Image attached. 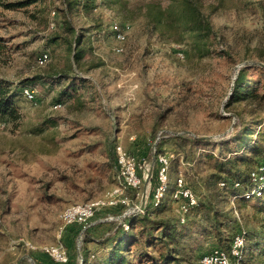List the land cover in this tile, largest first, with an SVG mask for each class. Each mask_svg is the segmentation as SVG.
<instances>
[{"label": "rangeland", "instance_id": "obj_1", "mask_svg": "<svg viewBox=\"0 0 264 264\" xmlns=\"http://www.w3.org/2000/svg\"><path fill=\"white\" fill-rule=\"evenodd\" d=\"M180 1L39 0L21 9L0 8V78L8 81L16 108L15 117L0 119V264H54L42 247L58 238L68 250V264H103L111 247L102 243L103 235L121 221L125 228L132 221L134 232L141 226L143 209L131 210L149 200L158 153L170 162L169 188L158 203L150 199L152 206L163 201L151 218H168L178 226L196 218L190 209L183 213L171 196L182 176L196 205L208 201L217 209L218 223L208 221L212 233L199 236L191 247L196 264L214 247L229 252L238 232L247 231V247L263 248L264 238L257 244L250 238L264 229V194L242 203L217 190V184L208 188L207 165L185 161V143L171 136L227 138L237 122L234 111L250 109L247 101L229 107L226 102L242 65H264V0H190L208 23L204 54L181 32ZM158 11L160 22L154 18ZM113 26L123 38H116ZM43 53L47 60L39 63ZM248 76L263 80L255 70ZM26 88L33 101L24 96ZM254 131L253 138L263 141L264 118ZM114 148L153 165L149 180L148 172L139 171L146 197L124 189L128 204L98 209L87 225L89 236L98 240L84 242L78 224L63 227L57 237L63 209L120 188ZM199 150L216 153L218 147ZM263 156L253 157L250 169L263 162L251 170L257 186L252 181L245 196H259L264 189Z\"/></svg>", "mask_w": 264, "mask_h": 264}, {"label": "trees", "instance_id": "obj_2", "mask_svg": "<svg viewBox=\"0 0 264 264\" xmlns=\"http://www.w3.org/2000/svg\"><path fill=\"white\" fill-rule=\"evenodd\" d=\"M38 1L0 0V8L5 10L21 9ZM72 3H76V0H72ZM179 3H181L182 9L179 12L181 15L177 19L181 22L179 25L182 28L181 32L189 34L192 40L191 47L197 52L204 54L206 50L204 46L205 39L208 36V23H204L200 17L199 8L191 3L190 0H181ZM174 10L171 9L169 11L170 16L173 13L175 14ZM161 17V11L156 12L154 15L158 22H160ZM249 70H255L259 76L263 77V80L259 77L256 80L250 79L248 76ZM260 88H262V91L259 90ZM13 99L14 93L8 81L0 78V119L16 116ZM240 100L247 101L250 109L246 110L245 108L242 111H234L237 116V122L234 124L229 137L215 141L210 137L184 133L172 135L171 138L185 143L187 149L182 148L181 152V156L185 161L190 164L200 161L207 165L209 172L203 176V179L208 188L217 184L219 185L217 190L228 192L230 195L235 196L236 200L238 199V201L240 200V202L244 203L248 200L259 198L264 194L263 189L259 196L254 194L248 195L249 197L245 196L253 186V182L250 179L251 170L255 164L263 162L261 158L250 169L253 157L264 152V140L257 139L258 137L253 138L255 133L254 126L261 124L264 118V113L260 114L261 110L264 112V65L262 63H248L242 65L238 70L234 79L232 93L226 102V106L229 107L233 101ZM243 112H247V116L250 119H245ZM201 146L218 147V150L216 153L212 150L200 151L199 147ZM155 155L151 156L149 160H152ZM151 170L152 167H147L148 178L151 176ZM221 182L224 183L223 186L220 185ZM147 197L149 198V196ZM162 202L158 206H152L151 200H148L146 204V199L144 198L140 220L141 226L135 232L132 231V221L130 219H127L130 223H126L128 228L124 227L122 224L124 222L122 221L112 226L101 238L102 243L109 242L111 246L101 263L134 264L133 260L136 259L135 264H196L197 255L191 250V247L197 243L199 236L212 233L208 227V221L211 218H216L217 209L210 206L208 201H198V204L190 209V211H194L196 218L178 226L176 222L168 218H151L149 216L151 212L162 210ZM212 221L214 224L218 223L217 219ZM214 224L213 226L217 229L218 226ZM79 228L81 230L82 226ZM89 230L88 226L83 229V241L98 240L89 236L87 233ZM260 233H264V229L263 231L256 230L255 237L250 238L252 239L250 241L256 240V243L252 244H257L260 238H264V234L262 235L263 237H259ZM247 236L248 233L245 231V244L239 258V264H264V244L262 249H255L251 245L247 247ZM130 245H133V247H130ZM81 257L84 261L86 254H81Z\"/></svg>", "mask_w": 264, "mask_h": 264}, {"label": "bare ground", "instance_id": "obj_3", "mask_svg": "<svg viewBox=\"0 0 264 264\" xmlns=\"http://www.w3.org/2000/svg\"><path fill=\"white\" fill-rule=\"evenodd\" d=\"M113 32H114L116 38H118V39L123 38V34L119 31H116L115 27H114ZM46 60H47V54L43 53L39 57V63H43ZM24 90H25L24 91L25 97L28 95L33 96V92L31 91V89L26 88ZM27 98L30 99L29 96ZM57 105L60 106L59 103ZM158 154L155 156V158H158ZM135 157L136 156L133 154L122 153L121 162L123 163V165H127V174L131 178L134 179V183H137V189H141L142 188V180L139 176V171L141 169L139 167V163H135ZM168 163H169V160H168L167 156L162 154L161 158L159 159V174H158L157 183L155 185V192L151 193V196H150V199L152 201H154L155 203H158L164 197V195L168 189V179H167ZM181 178L182 177H178L176 179L175 188L171 192L172 198L177 200V201H180V206H181V199H180V197H178V194L180 191L183 190V181H181ZM250 179H251V181H253L255 183V186H257V177L253 172H251ZM221 184H223V182H221ZM116 189H120V188L116 187L111 192L110 195H106L103 199L99 198V199H95V200L75 203V204L69 205L68 207L63 209L60 213V220L62 223V227H61L57 237H61V232L63 230V227L71 225L72 217H74L75 214H82L83 212H86V211H96V210H98L104 206L109 207L110 202H112V194L114 193V191ZM185 197H188V201L194 202V206L196 205V202H197L196 197L191 192V190H185ZM189 209H190V207H182L181 208L183 213L188 212ZM262 215L264 217V210L262 212ZM244 236H245L244 232H238L232 236V241H231L232 246L230 244L229 252H226L221 247H214V248L210 249L209 251L205 252L200 258V264H216V263L212 262V257L214 254L219 255L220 261H228V259H234V260L238 259L240 257L239 255H241L243 252L244 241H245ZM60 242H61V240L58 238V240L55 244L43 246L42 250L45 253H53L56 251V244H60ZM225 264H232V262H225Z\"/></svg>", "mask_w": 264, "mask_h": 264}, {"label": "built area", "instance_id": "obj_4", "mask_svg": "<svg viewBox=\"0 0 264 264\" xmlns=\"http://www.w3.org/2000/svg\"><path fill=\"white\" fill-rule=\"evenodd\" d=\"M28 95V94H27ZM30 99L33 101L35 98L32 95H28ZM57 104H55L56 107ZM115 152V161L117 163V171L121 173V186L120 189H116L114 193L112 194V202H110V207H116L121 206L123 204H128L127 197L123 194L124 189H129L133 191L135 194V198H142L145 196V190L142 193L141 189H137V183H134V179L131 178L127 174V165H123L121 162V155L122 150H117V148H114ZM162 154H158V158H154V161L157 165L156 167V176H155V183L152 185L149 191V200L151 193L155 192V185L158 180V174H159V159L161 158ZM135 163H139V167L144 173L147 175V167H149V163L146 161L144 157H135ZM153 165H151L152 167ZM147 180L149 178L147 177ZM181 181H183V190L179 192L178 197L181 199V208L182 207H194V202L188 201V197H185V190H192L185 182L183 176L181 178ZM143 207V203L140 202L139 204H135L133 209L131 211H139ZM99 210L96 211H86L82 214H75L74 217H72L71 225L78 224L85 228L89 221L94 217L95 213H97ZM180 211V208H179ZM126 214V213H124ZM108 219H112V217H109ZM123 224V223H122ZM232 246V242H231ZM49 257L52 261L59 263V264H66L70 260V256L68 253V250L64 243L61 241L60 244H56V251L53 253H44ZM212 262L216 264H225V262H232V259H228V261H220L219 255L214 254L212 257Z\"/></svg>", "mask_w": 264, "mask_h": 264}, {"label": "crops", "instance_id": "obj_5", "mask_svg": "<svg viewBox=\"0 0 264 264\" xmlns=\"http://www.w3.org/2000/svg\"><path fill=\"white\" fill-rule=\"evenodd\" d=\"M107 218H102V220H106ZM101 220V219H100ZM52 261V260H51ZM54 262V261H53ZM54 264H59V263H56V262H54ZM66 264H68V263H66Z\"/></svg>", "mask_w": 264, "mask_h": 264}]
</instances>
